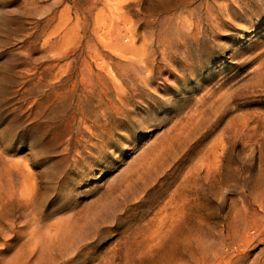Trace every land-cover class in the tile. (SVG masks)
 I'll return each mask as SVG.
<instances>
[{"label": "rangeland", "instance_id": "obj_1", "mask_svg": "<svg viewBox=\"0 0 264 264\" xmlns=\"http://www.w3.org/2000/svg\"><path fill=\"white\" fill-rule=\"evenodd\" d=\"M0 264H264V0H0Z\"/></svg>", "mask_w": 264, "mask_h": 264}]
</instances>
